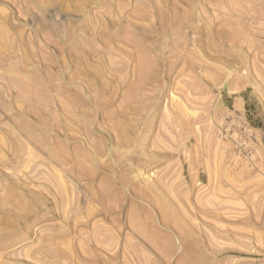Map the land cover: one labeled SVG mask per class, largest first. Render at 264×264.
I'll return each mask as SVG.
<instances>
[{"label": "rangeland", "instance_id": "1", "mask_svg": "<svg viewBox=\"0 0 264 264\" xmlns=\"http://www.w3.org/2000/svg\"><path fill=\"white\" fill-rule=\"evenodd\" d=\"M0 264H264V0H0Z\"/></svg>", "mask_w": 264, "mask_h": 264}, {"label": "bare ground", "instance_id": "2", "mask_svg": "<svg viewBox=\"0 0 264 264\" xmlns=\"http://www.w3.org/2000/svg\"><path fill=\"white\" fill-rule=\"evenodd\" d=\"M54 19H56V18H54ZM58 21V20H57ZM55 22V21H54ZM63 23V22H62ZM59 24V23H58ZM62 30V29H61ZM38 89V88H37ZM46 97V96H45ZM60 152V151H59Z\"/></svg>", "mask_w": 264, "mask_h": 264}]
</instances>
